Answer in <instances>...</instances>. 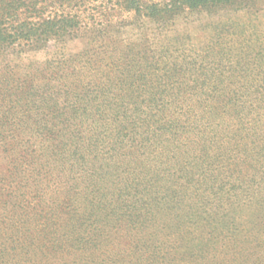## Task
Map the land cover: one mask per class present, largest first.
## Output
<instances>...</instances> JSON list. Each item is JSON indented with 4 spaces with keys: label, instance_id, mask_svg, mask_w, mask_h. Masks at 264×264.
<instances>
[{
    "label": "trees",
    "instance_id": "1",
    "mask_svg": "<svg viewBox=\"0 0 264 264\" xmlns=\"http://www.w3.org/2000/svg\"><path fill=\"white\" fill-rule=\"evenodd\" d=\"M263 5L0 0V61L51 42L88 45L48 61L39 84L31 74L16 84L0 75L8 160L0 260L9 252L19 257L13 264H209L212 241L241 235L232 214L239 190L256 203L252 222L261 225L264 33L231 30L235 39L225 41L220 32V47L199 55L155 43L183 12L258 14ZM139 20L155 24L153 36L115 38ZM198 56L210 69L199 71ZM196 235L203 240L195 245Z\"/></svg>",
    "mask_w": 264,
    "mask_h": 264
},
{
    "label": "rangeland",
    "instance_id": "2",
    "mask_svg": "<svg viewBox=\"0 0 264 264\" xmlns=\"http://www.w3.org/2000/svg\"><path fill=\"white\" fill-rule=\"evenodd\" d=\"M161 1V0H155ZM264 8V5H263ZM248 12L246 10L235 12L234 10H215L210 11H186L181 13L174 20V25L170 31L160 36L156 41V46L163 45L173 50H184L189 55H199L201 51L207 49L208 45L216 47L218 43V36L220 32H224L223 38L225 41L233 38L236 34H232L231 30H236L237 34L249 35L251 32L256 34L264 33V9L258 14ZM139 22L134 21V24L128 27H121L119 33H115V38H123L124 43L139 42L140 35L147 33L153 36L156 31L155 24L146 22L144 26ZM111 32V31H110ZM112 33H114L112 31ZM107 43H109L107 41ZM228 44V42H227ZM88 46V45H87ZM86 40L75 39L64 44L51 42L47 47L31 51H11L9 54L1 57L0 61V75L2 80L5 77H11L10 82L16 84V78L24 77V74H31L34 76L35 84H39L43 76L48 75V61L57 60L61 57H70L73 54L83 51L86 47ZM220 46H217L219 48ZM196 67L199 71L210 69L211 65L202 62L201 56L197 57ZM210 60V59H209ZM10 65V71L2 70L5 65ZM51 73V72H50ZM190 79L200 78L197 75L189 76ZM203 78V77H201ZM7 158L0 149V174H5L7 166ZM238 196L234 200L232 214L236 217V224L239 227L241 234L238 240H224L219 239L212 241L216 243L217 251L210 255V262L213 264H255L258 258L264 256V213L261 215V225H254L253 214L256 212V203L251 201L249 195L239 190ZM264 198V193L261 194ZM242 198L243 201L237 204L238 200ZM264 211V210H263ZM238 233V234H239ZM194 240V244H199L203 238ZM256 239V240H255ZM263 241V244L259 243ZM4 258L0 260V264H13L19 259L18 256L8 252L3 253ZM207 262L210 264V262ZM22 261L17 264H21ZM29 264V263H28ZM197 264H202L198 262Z\"/></svg>",
    "mask_w": 264,
    "mask_h": 264
}]
</instances>
